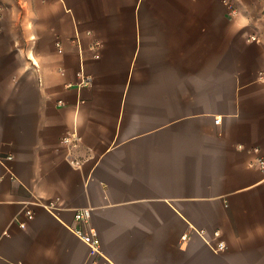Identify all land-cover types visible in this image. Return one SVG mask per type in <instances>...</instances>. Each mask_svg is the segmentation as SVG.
I'll return each mask as SVG.
<instances>
[{"label":"crops","instance_id":"obj_1","mask_svg":"<svg viewBox=\"0 0 264 264\" xmlns=\"http://www.w3.org/2000/svg\"><path fill=\"white\" fill-rule=\"evenodd\" d=\"M0 3V264H264L260 3Z\"/></svg>","mask_w":264,"mask_h":264},{"label":"built area","instance_id":"obj_2","mask_svg":"<svg viewBox=\"0 0 264 264\" xmlns=\"http://www.w3.org/2000/svg\"><path fill=\"white\" fill-rule=\"evenodd\" d=\"M254 1L261 4V12H262V16H264V0H254ZM225 4L228 6L230 14H232L234 12L232 6L228 4V2H225ZM2 14H3V6L0 3V20L2 18ZM255 39L256 38L254 36L250 37V40L255 41ZM81 84H89V80H83ZM58 103L61 104L62 102L59 101ZM216 122H218V120H216ZM78 141H79V138L76 135L67 136L63 139L64 143H75L76 144V142ZM10 159L11 157H7L5 159L0 158V163L6 160H10ZM255 165L258 169L264 171V158H258L255 162ZM44 208L52 212L54 209V205L50 203V204L45 205ZM25 215H26L27 220H31L33 218V214L29 210L25 212ZM90 216H91V211L89 208L77 210L74 214V221L77 223H80L82 227L81 228H69V230L74 234L76 238H78L83 244H85L88 247L90 255L95 256L99 254L100 252V239L98 237L96 230L88 226ZM19 228L25 229L26 224L24 222H21L19 224ZM194 233H196L213 252L217 253V252L224 251L226 249L225 243L219 240L220 234L218 231L213 233V238L215 240L214 243L208 240L206 233L203 230L195 231ZM183 239H186V236Z\"/></svg>","mask_w":264,"mask_h":264}]
</instances>
